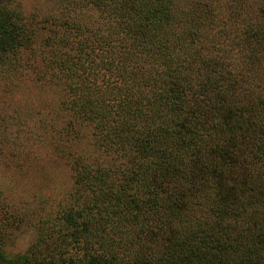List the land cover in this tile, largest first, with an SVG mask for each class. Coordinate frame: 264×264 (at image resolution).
<instances>
[{"label":"trees","instance_id":"1","mask_svg":"<svg viewBox=\"0 0 264 264\" xmlns=\"http://www.w3.org/2000/svg\"><path fill=\"white\" fill-rule=\"evenodd\" d=\"M65 1L98 21L65 13L47 61L105 157L0 263L264 264V0ZM31 35L0 0V61Z\"/></svg>","mask_w":264,"mask_h":264},{"label":"rangeland","instance_id":"2","mask_svg":"<svg viewBox=\"0 0 264 264\" xmlns=\"http://www.w3.org/2000/svg\"><path fill=\"white\" fill-rule=\"evenodd\" d=\"M4 2L32 29L29 45L0 61V237L6 253L18 254L34 241L38 224L55 220L67 202L71 157H105L90 126L62 108L64 90L47 61V37L63 34L65 13L93 25L98 17L90 6L68 14L65 0Z\"/></svg>","mask_w":264,"mask_h":264}]
</instances>
